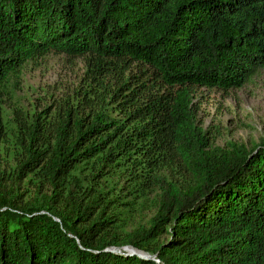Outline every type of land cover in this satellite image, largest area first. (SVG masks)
<instances>
[{"label":"trees","instance_id":"trees-1","mask_svg":"<svg viewBox=\"0 0 264 264\" xmlns=\"http://www.w3.org/2000/svg\"><path fill=\"white\" fill-rule=\"evenodd\" d=\"M49 53L85 57L88 80L47 123L3 135L0 112V264H264V140L215 147L192 112L197 89L264 69V0H0V108Z\"/></svg>","mask_w":264,"mask_h":264},{"label":"rangeland","instance_id":"rangeland-1","mask_svg":"<svg viewBox=\"0 0 264 264\" xmlns=\"http://www.w3.org/2000/svg\"><path fill=\"white\" fill-rule=\"evenodd\" d=\"M85 72L86 61L81 56L49 53L37 61L25 63L19 72L10 77L6 93L2 96L0 112L3 135L9 134V127L25 112L34 111L45 123L50 121L65 100L84 88L88 80ZM192 112L197 127L215 147L237 143L251 148L261 143L264 140V69L238 89H197ZM12 151L10 142L0 139V168H5L7 178ZM19 188L23 200L31 201L35 197L34 177L28 174L21 179ZM44 192L49 194L46 188L42 190ZM155 194L153 192L147 196L145 206L139 213H132L135 216L128 229L138 222L146 223L152 216ZM122 201L129 202V199L125 197Z\"/></svg>","mask_w":264,"mask_h":264},{"label":"water","instance_id":"water-1","mask_svg":"<svg viewBox=\"0 0 264 264\" xmlns=\"http://www.w3.org/2000/svg\"><path fill=\"white\" fill-rule=\"evenodd\" d=\"M123 251H126V252H128L129 254H134V253H135L134 251L129 250V249H127V248H124Z\"/></svg>","mask_w":264,"mask_h":264},{"label":"built area","instance_id":"built-area-1","mask_svg":"<svg viewBox=\"0 0 264 264\" xmlns=\"http://www.w3.org/2000/svg\"><path fill=\"white\" fill-rule=\"evenodd\" d=\"M158 264V261H155Z\"/></svg>","mask_w":264,"mask_h":264}]
</instances>
